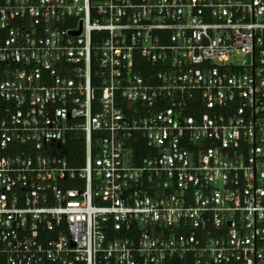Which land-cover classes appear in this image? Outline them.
<instances>
[{
    "label": "built area",
    "instance_id": "obj_1",
    "mask_svg": "<svg viewBox=\"0 0 264 264\" xmlns=\"http://www.w3.org/2000/svg\"><path fill=\"white\" fill-rule=\"evenodd\" d=\"M0 264H264V0H0Z\"/></svg>",
    "mask_w": 264,
    "mask_h": 264
},
{
    "label": "trees",
    "instance_id": "obj_2",
    "mask_svg": "<svg viewBox=\"0 0 264 264\" xmlns=\"http://www.w3.org/2000/svg\"><path fill=\"white\" fill-rule=\"evenodd\" d=\"M70 145L74 146V151L82 155V147L84 144L81 141L71 142Z\"/></svg>",
    "mask_w": 264,
    "mask_h": 264
}]
</instances>
